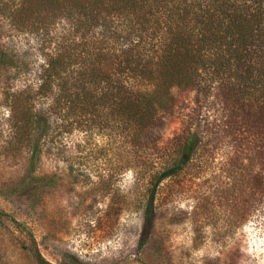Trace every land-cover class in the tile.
<instances>
[{"label": "trees", "instance_id": "trees-1", "mask_svg": "<svg viewBox=\"0 0 264 264\" xmlns=\"http://www.w3.org/2000/svg\"><path fill=\"white\" fill-rule=\"evenodd\" d=\"M17 2L16 16L38 30L66 23L71 32L66 44L57 43L34 93L7 94L14 128L36 132L24 180L32 192L54 179L35 175L49 123L27 106L31 94L53 112L112 131L130 172L147 183L143 245L163 185L198 168L195 181L212 163L220 166L219 175L210 170L212 192L229 210L227 235L264 214V0ZM13 64L1 50L0 66ZM185 94L192 97L181 129L165 142V118ZM33 252L37 264H52Z\"/></svg>", "mask_w": 264, "mask_h": 264}, {"label": "rangeland", "instance_id": "rangeland-1", "mask_svg": "<svg viewBox=\"0 0 264 264\" xmlns=\"http://www.w3.org/2000/svg\"><path fill=\"white\" fill-rule=\"evenodd\" d=\"M17 5L0 0V51L14 63L0 66V264H37L34 247L52 264H264V214L226 234L229 210L212 192L217 163L195 181L198 168L163 185L155 228L143 245L147 183L130 172L112 131L53 112L32 94L35 104L30 98L27 106L49 123L35 175L54 184L36 193L24 185L36 132L14 128L7 94L34 93L57 43L66 44L71 32L66 23L38 30L16 16ZM191 97L180 95L166 116L163 141L181 129ZM203 205L208 210H197Z\"/></svg>", "mask_w": 264, "mask_h": 264}]
</instances>
